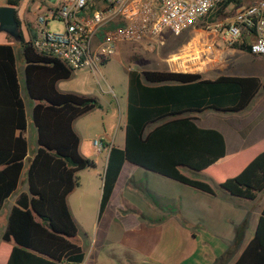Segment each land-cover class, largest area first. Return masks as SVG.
Segmentation results:
<instances>
[{
  "label": "trees",
  "instance_id": "trees-1",
  "mask_svg": "<svg viewBox=\"0 0 264 264\" xmlns=\"http://www.w3.org/2000/svg\"><path fill=\"white\" fill-rule=\"evenodd\" d=\"M244 1H222L201 24L234 15L229 8ZM20 2L9 0L8 5L19 7ZM17 20L37 150L27 171L28 191L19 195L0 238V259L6 256L5 264L82 263L85 253L76 243L79 228L68 197L80 186L79 173L95 169L96 164L81 153L74 123L101 105L95 97L58 90L57 84L72 78L77 70L39 52L35 37L26 41ZM230 48L257 57L246 40ZM260 91H264V81L255 76L205 79L192 72L129 70L125 146L104 142L110 150L100 214L125 162L213 193L209 183L182 171L190 169L207 174L234 197L255 200L264 191V151L247 163L236 160L237 156L227 154L223 134L201 128L197 115L243 112ZM27 130L15 49L10 43L0 44V211L20 185L30 148ZM235 264H264V210L253 239Z\"/></svg>",
  "mask_w": 264,
  "mask_h": 264
},
{
  "label": "crops",
  "instance_id": "crops-1",
  "mask_svg": "<svg viewBox=\"0 0 264 264\" xmlns=\"http://www.w3.org/2000/svg\"><path fill=\"white\" fill-rule=\"evenodd\" d=\"M49 1L55 4L59 0ZM255 1L257 0H245L242 8ZM194 41L193 36L190 44L192 43L195 48L191 47L192 50L185 54L193 61L201 59L198 53L201 48L199 43ZM208 43L210 42L204 45V49ZM222 43L219 44L220 47L216 49L215 54L221 67L228 58L229 50H235L224 47ZM121 45L118 50L123 48ZM219 52L220 55H218ZM252 57L264 60V56ZM160 71L175 70L162 69ZM177 71L200 73L203 76L202 71ZM210 73L213 72L210 71ZM221 75L255 76L264 81V76L258 75H234L224 72L218 76ZM20 76L19 72V79ZM70 80L71 78L60 81L57 84L58 90L63 93L95 97L101 105L98 109L102 110L103 103L107 100L108 95L106 94H110V91H104V94H101L97 89L90 87L76 90L73 89ZM20 84L22 87L21 79ZM127 93L128 88L124 107L121 108L120 100L117 99L120 126L124 117L123 128L120 127L124 133L127 121ZM121 100L123 102V98ZM113 112L112 110L111 113ZM208 112L210 111L205 113ZM211 112L221 115L218 126H201L199 116L203 114L197 115V124L201 128L216 129L221 132L226 141L228 155L237 156L236 160L247 163L264 151V91H260L243 112ZM105 115L110 117V111H107ZM27 118L26 135L28 138L30 126L34 127L32 111L30 114L27 110ZM79 119L74 123L78 134L76 124ZM102 141L119 148L125 146V140L121 145H116L114 141ZM109 150L108 147L103 150L106 153L102 158L97 155L94 160L96 168L90 175L93 187L96 185L98 187L96 191L99 195L89 196L88 193L92 187L87 185L86 190L78 199L77 214H74L72 210L70 198L81 188V184L68 197L70 210L79 228L76 243L85 253L84 261L77 264H235L257 230L259 218L264 210V191L259 193L255 200L234 197L220 188L210 176L201 173L203 181L209 183L214 190L213 193H207L125 162L110 201L100 214V193L103 188ZM34 154H31L30 161ZM30 161L27 166L25 163L21 180L28 171ZM182 171L186 176H188L186 173H196L190 169H182ZM26 191L28 187L21 189L19 185L18 190L8 199H13L10 208L3 213L4 205L0 211V238L6 229L12 207L16 204L19 195ZM81 237L87 239L84 245L78 242ZM87 251L92 256L91 262L87 261ZM6 258V256L1 258L0 264H5Z\"/></svg>",
  "mask_w": 264,
  "mask_h": 264
},
{
  "label": "built area",
  "instance_id": "built-area-1",
  "mask_svg": "<svg viewBox=\"0 0 264 264\" xmlns=\"http://www.w3.org/2000/svg\"><path fill=\"white\" fill-rule=\"evenodd\" d=\"M224 0H59L45 3L47 13L38 15L34 46L76 70L87 69L97 76L101 67L121 44L153 41L159 49L166 31L180 35L202 23ZM59 21L64 32H54L50 21ZM225 44L244 40L253 55L264 56V0H257L234 15L204 23ZM113 26V27H111ZM215 45L208 43L207 52ZM110 91H113L112 88ZM97 153L104 149L100 139L93 141Z\"/></svg>",
  "mask_w": 264,
  "mask_h": 264
},
{
  "label": "rangeland",
  "instance_id": "rangeland-1",
  "mask_svg": "<svg viewBox=\"0 0 264 264\" xmlns=\"http://www.w3.org/2000/svg\"><path fill=\"white\" fill-rule=\"evenodd\" d=\"M9 0H0V7L7 6ZM45 3H49V0H21L19 7H17V17L21 23V31L26 41L31 36L37 35L38 28L35 26V19L38 15H45L47 8ZM245 7V6H244ZM243 7V8H244ZM230 10L237 12L242 9V5L239 7H230ZM51 29L54 32H64L65 26L63 23L55 20L50 21ZM113 27V26H111ZM195 38V43H199L201 50H198L201 59L193 61L186 57L185 54L189 53L192 48V37ZM161 40L163 45L158 49L157 44L153 41H145L142 44H122L123 47L119 49L117 53L105 64L102 65V75L97 76L87 69L77 70L72 76L70 83L73 89L83 90L86 88L97 89L98 92L104 94V91H110V94H106L107 100L103 103V108L96 109L82 116L76 124V128L81 138L80 151L81 153L94 161L97 155L102 158L105 155V151L97 153L93 141L96 139L104 141H114L116 145L123 144L125 140V133L123 131L124 117L120 126L119 122V106L117 99L120 100L121 108L124 107L125 95L128 88V72L127 70H180V71H202L203 76L208 79L216 78L220 73L234 74V75H258L264 76V60L254 59L250 54L229 50L227 60L223 67L218 63V58H215L216 49L220 47V43L223 40L215 33L207 30L203 24H198L180 35H175L170 31H166L162 34ZM210 42L215 45L212 52H207L204 49V45ZM12 44L15 49L19 72L21 74L20 79L22 81V94L25 98L27 110L31 114L32 101L28 97L25 88L24 78V57L23 50L17 42L5 33L0 32V44ZM224 47H229L224 42ZM192 47V48H191ZM211 53V54H209ZM221 53L219 52L218 55ZM184 55V56H181ZM213 72V73H210ZM104 80L106 82H104ZM109 86V87H108ZM123 98V102L122 99ZM114 111L113 114L111 113ZM110 111V117H106L105 113ZM124 113V111H123ZM201 126L216 127L220 123L221 115L214 112H208L201 116ZM107 118V120H106ZM122 127V128H120ZM29 138V156L26 160V166L30 161L32 153L37 150V133L35 127L32 125L28 132ZM93 169L84 170L79 173L81 188L74 192L70 198L71 207L74 214L78 211V199L82 193L86 190L87 185L92 187L89 190L88 195L96 197L99 195L97 192V185L93 187V181H91V174ZM190 178L203 180V176L200 173H186ZM90 176V178H89ZM27 172H25L23 179L20 182V188H27ZM102 198V192L100 193ZM15 196H13L14 198ZM13 199L8 200L4 206L3 213H5L11 206ZM93 220V219H92ZM90 237V234H89ZM79 243L84 245L87 243L85 237H81L78 240ZM106 246V245H105ZM104 246V247H105ZM87 261H92V256L89 251L86 252Z\"/></svg>",
  "mask_w": 264,
  "mask_h": 264
},
{
  "label": "water",
  "instance_id": "water-1",
  "mask_svg": "<svg viewBox=\"0 0 264 264\" xmlns=\"http://www.w3.org/2000/svg\"><path fill=\"white\" fill-rule=\"evenodd\" d=\"M17 7L2 6L0 7V32L7 34L15 42H22L20 25L17 20Z\"/></svg>",
  "mask_w": 264,
  "mask_h": 264
}]
</instances>
